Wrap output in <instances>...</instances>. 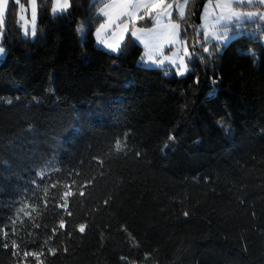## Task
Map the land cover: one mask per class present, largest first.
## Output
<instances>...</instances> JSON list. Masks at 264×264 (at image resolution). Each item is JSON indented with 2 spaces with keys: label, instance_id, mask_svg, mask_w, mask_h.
Listing matches in <instances>:
<instances>
[{
  "label": "trees",
  "instance_id": "trees-1",
  "mask_svg": "<svg viewBox=\"0 0 264 264\" xmlns=\"http://www.w3.org/2000/svg\"><path fill=\"white\" fill-rule=\"evenodd\" d=\"M103 2L52 14L36 0L33 37L8 4L0 264H264V24L242 22L178 76L142 65L129 36L98 46ZM203 2L178 18L191 52Z\"/></svg>",
  "mask_w": 264,
  "mask_h": 264
},
{
  "label": "rangeland",
  "instance_id": "rangeland-1",
  "mask_svg": "<svg viewBox=\"0 0 264 264\" xmlns=\"http://www.w3.org/2000/svg\"><path fill=\"white\" fill-rule=\"evenodd\" d=\"M103 1L104 2L98 7L96 11V13L101 17V20L95 26L93 31L95 43L106 51L116 53L107 49L104 45L98 44L97 42L96 32L99 29L100 25L105 24L106 28L102 34L104 39H106L109 43L118 45V49H120L121 44L126 36L131 37L138 45L141 46L142 50L139 58L140 63L145 66L156 67L154 65H149L145 60L141 59L144 56V53L148 50L143 41L146 40L154 44L162 43L163 37L161 36V34L165 32V25H179L178 18L181 17L179 13L182 10L183 16L185 15L188 0H127L125 7H114L112 9H109L111 20L100 13V8L107 3H113L114 0ZM9 2H13V0H9ZM115 2L117 4H120L121 0H115ZM56 3L57 0H50V13L52 14L60 12H53V8L56 7ZM251 3L258 4V6L248 8L241 6L242 4ZM251 3H249V0H204L199 10V21L196 23L194 36L193 38H191V42L198 45L199 49H194L191 52L187 43V37H181L180 27L178 29V45L181 51L184 47H186L188 53H190L189 56L184 57L187 69L189 68L187 60L191 58V55H193L194 57H198L202 53H206L203 51V49L207 47L209 50V46L211 43L217 44L218 48H220L222 45H226L235 35L239 34V29L242 26V22L258 20L259 24H264V4H260L259 0H251ZM218 4L228 5L229 7H216V5ZM16 5L17 16L23 34L25 32V28H27L29 33L27 36L33 37L31 35L32 0H19V4ZM169 5H171L170 8L168 7ZM124 12H127L128 15H122V13ZM249 12H254L256 13V15L249 17L247 16V13ZM168 13H170V15H168ZM233 13H238L239 18L234 16ZM21 17H23V19H21ZM143 19H150L151 24L148 26H144L137 23V20ZM158 19L160 21L159 25L157 24ZM125 22L127 23V29L123 27V24ZM36 23L37 12L35 19V31ZM232 24H234V28L230 26ZM118 25L119 27H117ZM2 30L3 24L0 25V46L3 47L1 42ZM134 31L137 32L138 36L140 37L139 39L137 38V36L132 35ZM205 37H207V39H205ZM217 37H219V39H217ZM185 41L186 45L183 43ZM261 41L264 44V34L261 36ZM176 47L177 45H173L171 47L165 45L163 47V54L166 56L171 55V53L176 50ZM4 55L5 49L4 53L0 55V61L4 57ZM163 67H171L176 73L175 68H173L167 62Z\"/></svg>",
  "mask_w": 264,
  "mask_h": 264
},
{
  "label": "snow or ice",
  "instance_id": "snow-or-ice-1",
  "mask_svg": "<svg viewBox=\"0 0 264 264\" xmlns=\"http://www.w3.org/2000/svg\"><path fill=\"white\" fill-rule=\"evenodd\" d=\"M13 2H14V4H19V0H13ZM126 2H127V0H121V3L117 4L114 0L113 3H107L103 7H101L100 13L103 16L108 17L109 20H111L109 9H112L114 7H125ZM8 3H9V0H0V25H2L4 22L5 14L7 12ZM249 3H251V0H249ZM259 3L264 4V0H259ZM68 7H69L68 0H62V2H61V0H57L56 7L53 8V12L56 13L58 11H66ZM154 7H155V5H154ZM168 7L170 8L171 5H169ZM216 7H229V6L218 4V5H216ZM35 9H36V3H35V0H32V30H31L32 36L36 35V31H35L36 11H35ZM179 14L181 17H183V11L182 10L180 11ZM122 15H128V14H127V12H124V13H122ZM168 15H170V13H168ZM233 15L236 16L237 18H239L238 13H233ZM255 15H256V13H254V12L247 13V16H249V17L255 16ZM21 19H23V17H21ZM159 23H160V21L158 19L157 24L159 25ZM117 27H119V25ZM123 27L125 29H127V23L126 22L123 24ZM105 28H106V25L102 24V25H100L99 29L97 30V32H96L97 42H98V44L104 45L107 49H109L113 52H117L119 50L118 45H114L112 43H109L106 39L103 38L102 34H103ZM178 29H179L178 24L165 25V32H163L161 34V36L163 37L162 43L154 44V43L146 41V40L143 41L148 50L144 53V56L141 59L145 60L149 65H154L156 67H163L165 65V63L167 62L169 65H171L173 68H175L177 75H179V76L185 75V73L187 71V65L185 63L184 57L189 56L190 53H188L186 47H184L183 50L181 51V49L178 45V40H177ZM80 32H81V35L83 36L84 33H83L82 28L80 29ZM24 34L26 36L29 34L27 28H25ZM132 35L137 36L138 39L140 38L138 36L137 32H135V31L132 33ZM222 35H226V34H222ZM205 39H207V37H205ZM217 39H219V37H217ZM183 43L186 45V41ZM165 45H167L169 47H171L173 45H177V47H176V50L171 53V55L166 56L163 54V47ZM203 51L208 52L209 50L207 47H205L203 49ZM3 53H4V48L2 46H0V55H2ZM165 71H167V69H165ZM70 195H72L71 192L66 193V196H70ZM21 211H23V209H21ZM13 223H15V221H13ZM60 227L61 228L65 227L63 222H61ZM8 232H9L8 229H3L4 239L8 238ZM3 246L5 248H7L8 244H4ZM11 246L14 250L19 249V245L16 244L15 241H12ZM29 255L36 258L37 264H42V261H40V256L42 255V253L25 252V253H23L24 261H26V259Z\"/></svg>",
  "mask_w": 264,
  "mask_h": 264
}]
</instances>
